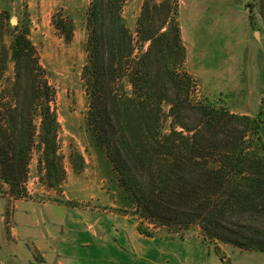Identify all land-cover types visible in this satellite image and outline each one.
Instances as JSON below:
<instances>
[{"label": "trees", "instance_id": "16d2710c", "mask_svg": "<svg viewBox=\"0 0 264 264\" xmlns=\"http://www.w3.org/2000/svg\"><path fill=\"white\" fill-rule=\"evenodd\" d=\"M124 1H90L81 78L87 124L132 203L138 230L152 236L153 227L196 225L223 243L264 253L263 121L208 98L193 100L197 85L183 69L176 0H143L135 33L122 15ZM259 5L264 17V0ZM9 19L8 10L0 11V182L11 197H29L35 160L38 181L61 194L66 169L56 93L28 21L9 27L12 40L4 45ZM52 22L66 41L72 38L70 16L58 11ZM69 160L76 172L84 169L78 151ZM53 200L73 205L62 196ZM213 249L223 258L218 245Z\"/></svg>", "mask_w": 264, "mask_h": 264}, {"label": "crops", "instance_id": "0c3cea01", "mask_svg": "<svg viewBox=\"0 0 264 264\" xmlns=\"http://www.w3.org/2000/svg\"><path fill=\"white\" fill-rule=\"evenodd\" d=\"M59 1L73 16L88 2ZM142 1L130 0L138 4ZM255 1L179 0L178 21L186 48L185 67L209 98L222 93L227 99L232 92L237 93L234 98H243L252 87L249 64L262 53L264 46V17L259 0L257 5ZM253 7H258V25L262 23V26L252 44L249 15ZM260 57L262 65L264 59ZM0 184L6 191V184ZM104 198L109 206L115 205V197ZM138 224L134 214L102 213L97 208H69L55 202L0 194V253L3 255L5 252L26 254L32 261L30 253L36 251L44 263L79 264L82 259L79 248L92 246L89 256L103 264H235L230 261V254L237 250L230 244H216L222 258L206 246L198 233L178 237L155 232L147 236L138 230Z\"/></svg>", "mask_w": 264, "mask_h": 264}, {"label": "rangeland", "instance_id": "374dc122", "mask_svg": "<svg viewBox=\"0 0 264 264\" xmlns=\"http://www.w3.org/2000/svg\"><path fill=\"white\" fill-rule=\"evenodd\" d=\"M90 1L88 0L84 8L73 16L60 6L59 0H0V11L8 10L10 15L8 28L3 38L4 45L8 48L11 43V26L18 22L24 23L28 21L30 38L38 49L41 64L49 74V81L56 93V113L60 124L58 131V152L63 158V165L66 169V176L61 184L62 193L60 194L56 191L45 189L38 181L35 160H33L30 164L29 177L26 185L30 196L21 199L50 201L64 205L53 200L55 197L62 196L73 204L68 206L64 205L69 208L90 207V209L97 208L102 213L110 211L119 215L131 216L133 214L132 203L128 200L124 190L118 184L116 172L112 169V165L104 149L96 143L94 135L86 121L89 98L81 78V71L87 60L86 40L88 33L86 28V10ZM176 2L177 6H179V0H176ZM46 3L47 5H45ZM256 3L257 0L255 1V5H257ZM141 5L142 3L138 4L136 2H130V0L124 1L122 15L127 27L133 33L136 30V20L140 14ZM257 8L253 7L249 15L252 44L255 43V33H258L262 26V23L258 25L260 20L257 17ZM58 11L63 12L64 15H68L73 19L74 31L69 41H66L53 25V16ZM11 19H15L16 23H12ZM261 52L249 64L251 66L249 80L252 87L243 98H234L233 96H237L236 92L229 94L227 99L222 93L216 97L209 98L200 89L196 78L192 74H189L194 78L197 85V89L192 96L193 100L205 101V98H208V100L215 104L226 105L234 113L245 114L247 112L251 116H258L263 121L260 128V136L264 142V63L262 65L259 63L262 59L260 56H263L264 59V46L261 48ZM185 62L183 69L187 71ZM8 65V74H11L12 63L9 61ZM69 73H72V77ZM239 83H243V80ZM168 107V104H163L164 110H167ZM74 150L78 151L85 160V166L81 172H76L69 160L70 154ZM261 152L264 154V149ZM110 190L111 195H108ZM2 192L5 194L4 189H2ZM91 194L95 197L89 198L88 196ZM105 196L111 199L115 197V205L109 206L105 203ZM135 218L137 217L135 216ZM137 220L139 219L137 218ZM161 227H153L154 230L158 231H155L157 235L167 234L178 237L184 235L187 237L189 233H198L202 237V240H205L206 246L212 249L214 244L223 243L212 238L196 225H191L183 230L175 227ZM234 248L237 251L233 255L230 254V261L233 263L264 264V253L242 249L237 246H234ZM93 249L92 246L79 248V254L82 256L79 264H103L101 260L93 259V257L89 256ZM228 252L230 253V251ZM30 255L33 256L32 261L26 254L5 252V255H3L0 253V264L58 263H44L45 261L42 255L36 251H32Z\"/></svg>", "mask_w": 264, "mask_h": 264}, {"label": "water", "instance_id": "95a60500", "mask_svg": "<svg viewBox=\"0 0 264 264\" xmlns=\"http://www.w3.org/2000/svg\"><path fill=\"white\" fill-rule=\"evenodd\" d=\"M11 22H12V23H16V20H15V19H11Z\"/></svg>", "mask_w": 264, "mask_h": 264}, {"label": "bare ground", "instance_id": "6f19581e", "mask_svg": "<svg viewBox=\"0 0 264 264\" xmlns=\"http://www.w3.org/2000/svg\"><path fill=\"white\" fill-rule=\"evenodd\" d=\"M67 70V69H66ZM69 75L72 77V73H69Z\"/></svg>", "mask_w": 264, "mask_h": 264}]
</instances>
